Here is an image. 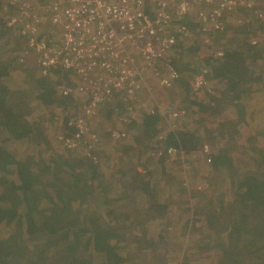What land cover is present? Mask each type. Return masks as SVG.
<instances>
[{
	"label": "rangeland",
	"instance_id": "obj_1",
	"mask_svg": "<svg viewBox=\"0 0 264 264\" xmlns=\"http://www.w3.org/2000/svg\"><path fill=\"white\" fill-rule=\"evenodd\" d=\"M144 1L148 11L174 15L181 0ZM253 2L264 13V0ZM22 3L29 9L39 8L32 0H0V20L11 19L6 24L0 21V96L7 106L15 104L24 113L31 134L0 145L21 159L53 160V167H57L54 162L59 164L61 180L74 167L88 192L83 197L84 203L89 200L88 214L107 215L103 210L108 205L101 202L109 201L112 215L118 214L113 218L118 239L125 245L120 256L131 252L120 264H214L222 247L235 256V248L224 237L225 225L237 219L238 232L250 237L240 222L241 215L253 214L242 180L256 172L264 176L263 70L258 68L257 80L241 93H232L221 78L210 80L200 92L190 89V78L187 88L181 82L160 84L161 73L155 81L148 73L142 84L135 81V95L123 99L116 93L90 111L93 92L101 94L103 86L72 71L59 69L47 77L39 73L28 46L30 33L25 29L30 19L17 21ZM48 3L42 0L37 12L42 17L38 36L54 38L55 28L42 11ZM219 19L226 23L219 33L204 31L190 19L194 29L186 24L189 35L173 32L184 44L172 51L181 77L186 78V70L201 66V61L210 69L207 60L225 48L241 54L250 41L258 43L264 34L257 28L264 25V18L250 10L227 12ZM129 53L137 55L131 49ZM106 82L113 87L119 80L107 78ZM82 84L87 87L79 91ZM46 89H54L53 97H58L51 105H44L35 95ZM191 99L206 101L205 108L191 106ZM149 104L156 106L152 112ZM157 105L183 111L170 117ZM145 113L156 119L155 132L145 130ZM171 132L188 133L198 145L187 151L183 142L168 155L166 138ZM107 134L111 136L107 138ZM2 138L6 135L0 132V141ZM56 198L59 201L58 195ZM141 238L147 239L146 247H141ZM95 257L100 260L98 254ZM244 260L249 263L247 257Z\"/></svg>",
	"mask_w": 264,
	"mask_h": 264
},
{
	"label": "trees",
	"instance_id": "obj_2",
	"mask_svg": "<svg viewBox=\"0 0 264 264\" xmlns=\"http://www.w3.org/2000/svg\"><path fill=\"white\" fill-rule=\"evenodd\" d=\"M190 22L182 20L194 29ZM225 25L223 23V29ZM257 28L263 31L264 25ZM230 50L225 48L221 56L207 60L211 72L206 77V86L210 80L221 78L232 93H241L257 80L258 68L264 72V34L258 43L250 41L239 55ZM175 67L179 75L173 82H181L188 88L187 80L193 75L192 66L186 70V78L181 77L182 70ZM53 91L40 90L35 95L44 105H51L58 98L53 97ZM204 102L191 99L190 105L202 110L206 106ZM260 120H264V115H260ZM143 125L146 131H156V119L146 113ZM0 132L6 135L0 143L31 134V125L24 118V113L15 104L7 106L1 96ZM110 136L107 134V138ZM194 140L188 133L171 132L167 135L166 144L178 147L184 142L182 146L189 151L198 145ZM37 158L33 161L25 156L18 158L0 145V264H120L130 258V250L126 256H120L125 245L118 239L113 219L118 214L112 215L110 202H101L108 205L103 210L107 215L88 214L89 200L83 202V197L88 196L85 195L87 190L81 185L79 172L72 167L71 174L61 180L59 164L54 162L57 167H53V160L48 162ZM213 160L218 161L219 158L214 157ZM242 181L245 182V192L250 195L246 199L252 201L253 214L241 215L240 222L250 237H243L238 232L237 219L230 220L225 225L227 233L224 237L235 248V256H230L234 252L222 247L214 264H264V176L260 172L246 174ZM90 195L89 198L93 196ZM121 200H116L117 204ZM29 201L32 202L26 205ZM81 203L83 209L80 208ZM140 243L141 247H146L147 239L141 238ZM245 257L249 263L245 262Z\"/></svg>",
	"mask_w": 264,
	"mask_h": 264
},
{
	"label": "built area",
	"instance_id": "obj_3",
	"mask_svg": "<svg viewBox=\"0 0 264 264\" xmlns=\"http://www.w3.org/2000/svg\"><path fill=\"white\" fill-rule=\"evenodd\" d=\"M32 1L39 8L30 10L27 4L22 3L16 16L18 22L30 19L25 29L30 33L27 40L35 55L33 64L44 77L61 69L84 74V78L94 79L101 84V94L93 92L90 111L112 99L116 93L123 99L129 94L135 95V81L142 84L148 73L153 75V81L161 73L160 84L172 83L179 75L172 61V51L175 46L184 45L173 32L190 34L182 19L193 20L202 30L214 33L223 29L219 17L227 12L250 10L258 18H264V13L253 0H181L174 15L165 11H148L144 0H49L42 11H46V19L55 31L54 38H45L38 36V22L42 21V17L37 12L42 8V0ZM215 1L218 3L213 7ZM129 49L137 55H131ZM217 54L221 56V53ZM159 65L163 67L161 70ZM192 70L190 89L202 92L211 71L204 63L199 67L192 66ZM107 78L118 79L119 82L112 87L107 84ZM127 81L132 85H128ZM125 86L129 87L127 91ZM86 87L82 84L78 90ZM148 107L152 112L156 106L149 104ZM157 107L163 114L169 112L170 117H177L183 111ZM174 147L168 146L166 154L174 153L177 148Z\"/></svg>",
	"mask_w": 264,
	"mask_h": 264
}]
</instances>
